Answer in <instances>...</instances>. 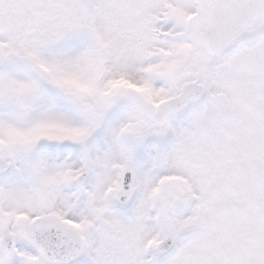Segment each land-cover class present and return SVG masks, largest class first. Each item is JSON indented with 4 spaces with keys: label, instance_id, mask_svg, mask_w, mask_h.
Segmentation results:
<instances>
[{
    "label": "snow or ice",
    "instance_id": "obj_1",
    "mask_svg": "<svg viewBox=\"0 0 264 264\" xmlns=\"http://www.w3.org/2000/svg\"><path fill=\"white\" fill-rule=\"evenodd\" d=\"M0 264H264V0H0Z\"/></svg>",
    "mask_w": 264,
    "mask_h": 264
}]
</instances>
